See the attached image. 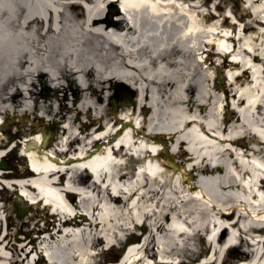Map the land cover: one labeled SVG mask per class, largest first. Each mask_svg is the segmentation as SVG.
Here are the masks:
<instances>
[{
  "label": "bare ground",
  "instance_id": "bare-ground-1",
  "mask_svg": "<svg viewBox=\"0 0 264 264\" xmlns=\"http://www.w3.org/2000/svg\"><path fill=\"white\" fill-rule=\"evenodd\" d=\"M78 1L91 6L83 9ZM263 1L242 0L249 19L241 31L213 0H121L117 21L112 0H0V120L5 128L20 124L16 136L27 139L21 152L41 160L37 174L21 169L2 178L14 189L5 180H17L22 193L14 195L25 211L32 212L25 203L42 202L58 218L56 225L45 220L39 231L18 225L20 249L10 248L7 226L0 264H102L135 222H143L146 235L128 264L174 257L178 264H195L197 236H208V264H219L228 251H242L228 264H252L263 256L262 237L253 245L246 241L247 251L237 249L242 235L264 234ZM206 52L209 61L202 62ZM126 83L137 86V99ZM114 97L116 108L128 104L118 112L126 122L106 113ZM29 116L38 122L28 131L23 126ZM130 121L145 133L135 132ZM58 123L64 140L53 142ZM116 124L122 127L113 132ZM41 132L45 140L38 145ZM113 143L124 147L111 155ZM134 162L141 170L133 173ZM57 186L72 193L64 197ZM227 206L232 213L222 212ZM41 232L49 239L38 237L50 244L46 257L35 247ZM158 233L175 242L161 245ZM103 244L109 249H97ZM25 246L37 261L19 258Z\"/></svg>",
  "mask_w": 264,
  "mask_h": 264
},
{
  "label": "rangeland",
  "instance_id": "rangeland-1",
  "mask_svg": "<svg viewBox=\"0 0 264 264\" xmlns=\"http://www.w3.org/2000/svg\"><path fill=\"white\" fill-rule=\"evenodd\" d=\"M218 1H220L219 5L221 6L222 9H224V12L230 10L231 11L230 13L232 15H234L235 17H237V18L241 17V19H246V20L249 19L248 17L244 18V16H243L244 15V11L243 10H244V7H246V5L242 2V0H218ZM209 4L211 5V3H209ZM262 5H264V1H263ZM220 6H219V12H222V9L220 10ZM209 57L210 56H208V58ZM226 73H227V71H226ZM215 88L220 90L222 88V85L220 83H217ZM49 94H53V93H49ZM62 95H63V92H61V91L58 92V96L61 97ZM49 97H52V95H49ZM118 110L119 109H117L116 112H118ZM106 113L110 115L112 113L111 108L108 107L107 110H106ZM83 116H84V113H81V117L82 118H83ZM76 118H77V115L75 113H73L72 116H71V119L72 120H76ZM28 120L29 121H27L25 123V125L23 126V128H25V129L28 127V125L30 123L38 122L37 120L35 121L33 116H29ZM46 121H47V118H45V121L43 122V124ZM18 126L19 125L16 124V126L13 127L14 130L18 129ZM10 130H11L10 128H6V129L3 130V132L5 134H10L11 135ZM59 131H60V127L57 126V128L55 130V134L53 136V141L57 139ZM5 163H6L7 167H8V169H15L16 166H20V167L24 166V160H22L18 156L17 151H14L10 155H8L5 158ZM14 190H16V189H9V190L3 189L2 191H0V194H1L2 198H3V206H4V210H5L3 213H1L2 214L1 218L3 220V226H4L5 222H6V224L8 223V226H9V228H11V232L13 234V237H12L13 246H11L10 248L14 249V247H15V249H20L21 246L19 245L18 242L15 241V238L20 234V233L17 232V226L18 225L20 227V225L22 224V229L23 230L24 229L25 230L36 229L37 231H39V227L43 225V223H42L43 220H48L49 223H53V224L56 225V224H58V222H57L58 218L54 217L52 215V211L51 210L43 209L44 208V204L42 202H39L36 205H30L28 203L27 204L25 203V206L29 205V207H31L32 212L26 211L22 216H19L13 210V201L12 200L15 201ZM196 191L200 192V190H198V189H196ZM23 193L25 195H28V197H31V196L35 195L34 191H25ZM195 194L197 195L198 192L195 193ZM201 194L204 195V192L202 191ZM238 194H240V193H238ZM67 199L70 202H72V200H73L72 196L68 197ZM179 223L180 222H178V226L182 227V223H180V224ZM51 228H52V226H51ZM1 229H2V223H0V232H1ZM22 229H21V231H22ZM145 231H146V229H145ZM187 231L188 232H192L193 231V227L188 228ZM231 232H232L233 235H235L236 234V229H231ZM37 236L42 237V234L40 235V233H39V234H37ZM158 237L160 238L161 245H164V246H165V243H167L168 246H170V245H172L175 242L174 239L168 240L167 238H165V233H161V234L158 233ZM137 239H138V237L134 235L133 237L129 238L127 242L130 243V242H133L134 240H137ZM38 242H39V239H37L35 241V247H37ZM127 242H124L122 240L116 242V245L114 247H112L108 252H106L101 257V260H104V261L105 260L106 261L107 260H115L119 256L120 252L125 248ZM194 242H195V246H196L197 249L200 248V250H204L205 252H208V251H206V242H204V239L202 240V238H201V240H200L199 236H197ZM245 242H246V240H245V238H243L241 245L239 247H237V249H242V250L243 249H247L248 250V248L245 247V245H244ZM31 249H32V247L25 246L23 248V251L20 252L19 258H21V259L25 258V261H32L34 258H37L36 252L31 251ZM97 249H108V245H105V244L99 245L97 247ZM247 250H243V251H247ZM241 254H242V251H241V253H238V252L234 253L232 251H228L226 256H225V258H224V260L226 262L236 261V260H238V258H240ZM263 260H264V255L263 256H259V257L255 256V257L252 258L251 263L252 264H261L263 262Z\"/></svg>",
  "mask_w": 264,
  "mask_h": 264
}]
</instances>
